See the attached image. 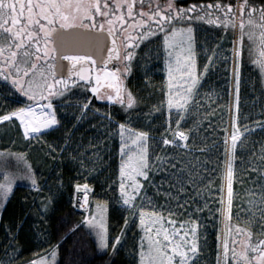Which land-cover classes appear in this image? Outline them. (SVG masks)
Returning a JSON list of instances; mask_svg holds the SVG:
<instances>
[{"label": "snow or ice", "instance_id": "obj_1", "mask_svg": "<svg viewBox=\"0 0 264 264\" xmlns=\"http://www.w3.org/2000/svg\"><path fill=\"white\" fill-rule=\"evenodd\" d=\"M213 12L220 14L213 19ZM205 20L208 24L217 23L225 32L231 30V34L236 37L233 40L231 67L235 104L228 105L230 128H224L223 139L224 183L219 185V205L214 210L222 217L227 215L230 219L235 194L233 185L236 179L234 162L237 159V141L250 127L239 123L245 27L249 29L247 33L250 42L247 49L249 58L253 54L252 45L256 43V29H259L261 59L254 62H258L261 71L264 72V0L258 7L250 0H237L235 5L222 4L217 0L211 4L193 3L187 7L179 5L176 0H163V3L157 2L154 5L149 0L147 11L144 0H140L138 11L136 0H103V3L101 0H0V83L10 81V90L14 93L19 92L26 98L22 106L3 111V114H0V122L18 118L26 140L42 135V130H54L60 126V121L53 98L63 97L72 87L90 91L95 99L101 101H117L122 108L130 110L137 101L132 92L123 88L122 84L124 74L131 70L133 49L138 48L139 43H134L131 35L120 40L118 36L129 29H136L139 30V36L135 38L138 41L151 42L150 37L156 36L157 33L163 34L162 51L167 71V91L156 110L162 111L165 106L168 110L166 123L169 127L166 132L172 130V110H176L178 118L175 119L176 130L173 131V137H178L179 140L168 139L167 136L162 139L165 145L180 141L187 142L189 135L179 128L181 121L185 119L184 114L190 111L189 101L193 100L194 91L198 88L201 79V66L197 65L195 59L194 24L196 21ZM237 28H239L238 34ZM109 38L111 47L107 48V56L100 59V66L97 67L98 61L91 49L99 48L103 51ZM121 45L124 47L122 48ZM127 45H132V48H128ZM210 51L212 55L207 57L208 63L202 65L204 73H207L211 64L215 62V50ZM113 60L116 64L109 66ZM65 61L68 63H64ZM102 76L110 81L104 91H101ZM89 85H91L90 89ZM177 96L181 99H176ZM91 106L92 97L85 96V102L77 105L80 110L77 120L86 115ZM93 110L98 111V109ZM106 118L111 120V115ZM260 126L264 127V123ZM117 133L120 138V163L118 179L114 184L118 187L112 185L109 187L120 202V206L132 217H139V225L145 233L140 237V264H196L201 248L198 242L197 220L190 219L189 226L184 231L174 227L169 233L161 225L155 228V238L151 234L152 225L162 217L154 209L151 212L146 211L142 202L144 198L140 196L143 185L137 178H146L149 175L150 159L146 146L149 133L130 127L127 121L117 122ZM49 150H52V145H49ZM208 150L202 149V151ZM4 155L0 153V163H6L2 159ZM8 155H15L19 162L18 167L19 164L23 165L19 173L21 179L28 180L29 187L39 191L41 186L24 153ZM260 165L261 168H257L253 164V169L264 170V145L260 148ZM84 167L85 164L82 163L81 168ZM173 167L178 165L173 164ZM240 171L242 172L243 169ZM0 175L6 176L0 183V208H2L8 203L14 190L10 177H14L17 173H0ZM211 183L212 181H209V184ZM225 185L226 202L223 191ZM91 187L86 178L84 183L77 182L74 185L77 193L82 190V198L73 200L75 206L84 209L89 205ZM208 191L211 192V189L209 188ZM245 192L248 197L249 217L252 218L258 213L264 221V185H260L256 191L249 188ZM41 200L42 210L46 211V199L42 197ZM138 200L141 203L138 204ZM107 204V201L97 199L96 212L83 216V219L74 226L73 231L87 225L90 232L95 231V241L99 249L104 253H108L110 249L112 254H115L119 251L129 219L124 217L125 227L119 229V234L110 235L104 220ZM204 207H208L207 202ZM199 210L198 207L196 211ZM146 215L155 219L146 223ZM237 217L239 218V209ZM168 222L176 223L170 219ZM180 223L181 228H184V223ZM227 231L237 237L244 235V239L240 241L241 247L238 249L235 246L236 241L231 242L230 248L229 241L225 239L222 247L218 246L216 250V264H264V227L255 236L249 228H240L239 225L235 232H232L231 228ZM161 232H163L162 239H160ZM145 239L148 241L147 248L144 246ZM8 247L15 252L12 245ZM58 250L59 242L51 244L49 251L38 258L26 261L25 264H57ZM5 254L8 255L7 248ZM18 255L17 252L16 256ZM16 256L9 255L7 261L0 260V264H12Z\"/></svg>", "mask_w": 264, "mask_h": 264}, {"label": "trees", "instance_id": "obj_2", "mask_svg": "<svg viewBox=\"0 0 264 264\" xmlns=\"http://www.w3.org/2000/svg\"><path fill=\"white\" fill-rule=\"evenodd\" d=\"M215 54L227 61L228 49L224 42ZM226 65V62L222 64L224 70ZM149 72L147 76L140 77L138 68L132 65L131 70L124 74L122 86L130 90L137 101L130 110L116 103L106 106L92 98V106L86 115L77 120L80 116L78 107L59 105L57 117L60 126L28 140L21 138L14 121L0 123V151L4 152L2 159L6 161L0 163V173H17L10 177L14 190L8 203L0 208V260L7 261L9 255L16 256L18 252L12 264H25L49 251L51 244L59 242L57 264H137V217H132L119 205L109 187H118L114 184L120 145L117 122L127 121L130 127L149 133L146 141L149 175L140 193L144 198L142 202L151 204L145 206L146 211L154 209L180 221L197 220L199 237H203L199 254L201 257L207 253L211 263L219 223V212L214 210L219 205V185L223 183L224 128L229 127V82L225 78H203L194 91L193 100L189 101L190 111L184 114L185 119L179 128L189 135V140L185 142L187 147L179 143L165 145L162 137L175 139L173 131L176 130L175 119L178 117L173 110L172 130L166 132L169 127L166 123L168 110L166 106L162 111L156 110L165 96L161 64ZM242 89L245 90L244 87ZM75 94L79 95L81 104L85 102V96H89L86 92ZM15 107L18 106L0 97V114ZM108 115H111V120L106 118ZM263 120L264 93L240 92L239 123L250 127L237 143L235 194L232 215L225 223L226 228L236 220L249 217L243 207L248 200L245 190L264 185V170L253 169V164L261 168L260 148L264 145V127L257 128V125ZM49 145H52L51 151ZM204 148L209 150L202 151ZM18 152L24 153L32 166L41 186L39 191L31 189L28 180L21 179L19 173L23 165L18 167L15 155H8ZM82 163L84 168H81ZM173 164L178 167L174 168ZM85 178L92 186L90 197L96 196L95 200L108 202L106 225L110 235L119 234V229L125 227L124 217L129 219L119 251L115 254L110 249L108 253L99 249L94 234L86 225L73 231L83 219V213L76 209L73 202L74 198L80 199L81 196L76 193L74 185L84 183ZM209 181L212 183L209 184ZM42 197L47 202L46 211L41 207ZM205 202L208 203L207 208L204 207ZM198 207L200 210L196 211ZM9 245L15 248V252ZM6 248L8 255L5 254Z\"/></svg>", "mask_w": 264, "mask_h": 264}, {"label": "flooded vegetation", "instance_id": "obj_3", "mask_svg": "<svg viewBox=\"0 0 264 264\" xmlns=\"http://www.w3.org/2000/svg\"><path fill=\"white\" fill-rule=\"evenodd\" d=\"M103 3V0H101ZM157 2L163 3V0H151V3L154 5ZM176 2L179 5L182 6H189L193 3H201V4H211L217 2V0H176ZM222 4L232 3L236 4L237 0H219ZM251 3H254L257 7L260 5L262 0H250ZM139 4L140 0H136V8L137 11L139 10ZM144 7L145 11L149 8V0H144ZM221 12L223 9L220 10ZM219 12H213V19H215V16L219 15ZM119 27V25H118ZM249 29L246 26L245 27V38H244V49L245 51L242 54V82H241V89L240 92L243 93H264V72L261 71V68L259 66L258 61L261 59L259 55L260 46H259V29H256V43L252 45V56L249 58L247 49L250 46V42L247 38V33ZM239 32V28H237V34ZM131 35L134 40V43H139V47L133 49L134 55L132 59V65L137 64V57L142 54L143 51L150 49L154 44L158 43L160 39L163 37V34L157 33L156 36L150 37V41H138L135 38L139 36V30L136 29H129L127 32L121 34L118 36V40L123 39L124 37ZM194 51H195V59L197 61V64L199 63H208L207 57L212 55V51L218 48V46L224 42L225 46L228 49V58L227 61L220 57V55L215 54V62L211 64L209 70L207 73L202 74V78L206 77H214L217 79H227V81H232V74H231V67H232V58L230 60L231 54H232V46H233V40L236 39L235 36L231 34V30L228 32H225L223 29L219 27L217 23L208 24L207 21H196L194 24ZM106 45H111V39L109 38ZM123 48L124 45H121ZM128 48H132V45H127ZM106 46H104L103 51L98 52H92L94 57L97 59L98 64L102 57H106L107 53L105 51ZM34 51V49H33ZM34 59V57H33ZM200 61V62H199ZM226 62V70H224L222 64ZM116 64V61L113 60L110 62V65L113 66ZM121 67L123 65H120ZM95 77V72L93 73V78ZM201 78V79H202ZM200 79V80H201ZM245 88L243 90L242 88ZM228 91V90H227ZM86 91L82 88H76L72 87L70 88L69 92H66V94H70L73 96V100H75V93H85ZM0 93H6L8 94V99L11 101H14L15 105L19 106L22 104L26 98L23 97V95L19 92H13L10 90V81L8 83H0ZM63 96V97H64ZM62 97H54L53 103L55 105H60L62 102H59L57 100L61 99ZM246 224L244 226H240V228H249L254 236L259 234L261 232V228L264 227V221L261 219H246V220H236L234 221L232 225H230L228 228H231L232 232L236 231L237 224ZM226 228V226H225ZM225 229L226 236L225 239L229 241V246L231 248V242L236 241V248H240L241 244L240 241L244 239V235H240L239 237L235 235H230Z\"/></svg>", "mask_w": 264, "mask_h": 264}, {"label": "rangeland", "instance_id": "obj_4", "mask_svg": "<svg viewBox=\"0 0 264 264\" xmlns=\"http://www.w3.org/2000/svg\"><path fill=\"white\" fill-rule=\"evenodd\" d=\"M162 40H163V37L160 39V41L156 44H154L150 49L148 50H145L142 52V54L140 56L137 57V64L135 65L137 68H138V75L140 77H144V76H147V74L151 73L149 72V70H151L152 68L156 67L157 65H159V63L161 64V71L163 73V76H164V85H165V95H166V91H167V71L165 70V61H164V54H163V51H162ZM174 59V58H173ZM200 62V61H199ZM205 64V63H204ZM198 66H201L200 67V73H201V78H202V74L204 73L203 72V69H202V65L203 63H199L197 64ZM175 75V74H174ZM203 79V78H202ZM201 79V80H202ZM200 80V81H201ZM95 81V77L93 78V82ZM199 81V82H200ZM229 82V81H228ZM229 87H228V93H229V96H230V103L233 104L232 102V95H234V85L231 82H229ZM123 87V86H122ZM105 88H107V84L105 82V85H103V88L101 91H104ZM111 91H114V90H111ZM233 92V93H232ZM86 93H88L89 97H92L94 98V94L92 95V93H90L89 91H86ZM76 96V99L73 100V96L70 95V94H66L64 97H62L61 99L57 100L59 102H62L64 104L62 105H73V106H76L78 104H81L79 103V95L78 94H75ZM8 94L6 93H0V97H2L4 100H7L9 101V104H13L15 105L14 101H11L8 99ZM78 97V98H77ZM95 99V98H94ZM176 99H181L180 96H177ZM76 101V102H75ZM96 101L100 102V103H103L105 104L106 106L108 105H111V103H116V104H119L117 101H111V103H109V101L107 100H104V101H101V100H98L96 99ZM19 106H22V104H20ZM175 110V109H173ZM172 110V111H173ZM108 119V118H107ZM11 121H14L16 124H17V120L16 119H12ZM9 122V121H8ZM264 123V120L263 122ZM258 124L257 127H260L261 128V124ZM18 127H19V123L17 124ZM229 128H230V116H229ZM243 132V131H241ZM44 134V133H43ZM20 136L21 138L24 140L25 138L22 136V134L20 133ZM39 136L37 137H34V138H38ZM119 137V136H118ZM242 137V136H241ZM30 139V138H29ZM32 139V138H31ZM120 140V138H119ZM178 140V139H177ZM179 144L182 146V147H185V141H180ZM1 153V151H0ZM4 153V152H2ZM119 160H118V170H119V163H120V154H119V151H118V154H117ZM117 170V172H118ZM6 176L3 175L2 176V181L1 183L5 180ZM140 181H141V184L143 185L144 184V181H145V177H137ZM117 179H118V173H117ZM262 180L264 181V177H262ZM252 190L256 191L258 190V188H253ZM76 191V190H75ZM91 191V190H90ZM77 193V192H76ZM81 196H80V199L82 198V190L80 192ZM90 194V192H89ZM96 199V196L95 198H91L90 195H89V205H87L84 209H80L79 207L76 206V209L80 212L83 213V216L85 215H90L91 213H94L96 212V208H95V203L97 200ZM226 202V200H225ZM144 206H150L151 204L148 202V201H144L143 202ZM119 205H120V202H119ZM225 207H226V203H225ZM243 207H245L246 209H248V205H247V201L244 202L243 204ZM247 211V214L249 216V213H248V210ZM148 212V211H147ZM151 212V211H150ZM159 216L162 217L161 220H159L157 223H155L154 225H152L153 227V231H152V235L153 237L155 238L156 236V233H155V228H158L160 227L161 225L163 226L164 229H167L169 233L172 232V229L175 227L176 229L180 230V231H184L185 228H187L189 226V221L188 220H185V221H180V220H177L175 218H172V217H167V216H164L160 213H157ZM155 218L154 217H150V216H147L145 217V220H146V223H148L150 220H154ZM169 219L171 221H175L176 223L175 224H171L169 223ZM247 219H261L259 214L256 213V215L252 218L248 217ZM104 220H105V223H106V212L104 214ZM246 220V219H244ZM228 221V217L227 215H225L224 217L221 216V214L219 213V223L217 225V231H218V234L216 235V238H215V250H214V253H213V256L211 258V263H209V259H208V254L205 253L204 255L206 256H201L200 257V254L199 255V258L196 259V264H216V250L219 247H222L223 245V242L225 240V236H226V232H225V223ZM180 222H183L184 223V228H181V223ZM87 226V225H86ZM88 227V226H87ZM137 228L139 230V236H138V247H137V264H140V258H139V251H140V248H139V244H140V237L141 236H144L145 233L143 232V230L141 229L140 225H139V217L137 216ZM199 228L197 229V232H198V242L201 246V238L203 237H199ZM92 233L94 234V237H95V231H92ZM163 238V232H161L160 234V239ZM219 238V239H218ZM189 239H191V237H189ZM144 246L145 248H147L148 246V241L147 239L144 240ZM201 250V248H200ZM43 255V254H42ZM40 255V256H42ZM38 256V257H40ZM36 257V258H38ZM146 260H147V257H146Z\"/></svg>", "mask_w": 264, "mask_h": 264}, {"label": "bare ground", "instance_id": "obj_5", "mask_svg": "<svg viewBox=\"0 0 264 264\" xmlns=\"http://www.w3.org/2000/svg\"><path fill=\"white\" fill-rule=\"evenodd\" d=\"M95 71H94V69H93V73H94ZM105 82H106V84L108 85L109 83H110V81H108L107 79H105L103 76L101 77V85L103 86V85H105ZM90 87H91V85H90ZM90 87H89V89H90ZM103 88V87H102ZM102 88H101V90H102ZM90 92V91H89ZM91 93V92H90ZM233 93V92H232ZM93 95V94H92ZM232 102H233V105L235 104V99H234V95H232ZM109 103H111V102H109ZM112 104V103H111ZM13 119H16L17 121V124L19 123V120H18V118H13ZM0 123H2V122H0ZM18 129H19V132L22 134L23 133V129H22V127H18ZM49 131H51V129H49V130H42V132L43 133H46V132H49ZM22 136H23V134H22ZM24 137V136H23ZM29 139V138H28ZM27 139V140H28ZM24 140H26V139H24ZM224 196H225V200L227 199V189H226V185H225V187H224Z\"/></svg>", "mask_w": 264, "mask_h": 264}, {"label": "water", "instance_id": "obj_6", "mask_svg": "<svg viewBox=\"0 0 264 264\" xmlns=\"http://www.w3.org/2000/svg\"><path fill=\"white\" fill-rule=\"evenodd\" d=\"M108 47H111V45H106V48H105L106 53H107V48ZM91 51L96 53V52L100 51V49L99 48H92ZM64 63H68V62L65 61ZM99 66H100V64L97 63V67H99ZM109 66H111V65H109ZM176 139H179V138L176 137Z\"/></svg>", "mask_w": 264, "mask_h": 264}, {"label": "built area", "instance_id": "obj_7", "mask_svg": "<svg viewBox=\"0 0 264 264\" xmlns=\"http://www.w3.org/2000/svg\"><path fill=\"white\" fill-rule=\"evenodd\" d=\"M233 47V46H232ZM231 58H232V54H231Z\"/></svg>", "mask_w": 264, "mask_h": 264}]
</instances>
